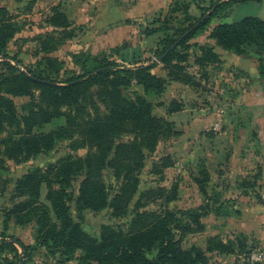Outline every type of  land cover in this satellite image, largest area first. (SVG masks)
<instances>
[{
	"label": "trees",
	"instance_id": "obj_1",
	"mask_svg": "<svg viewBox=\"0 0 264 264\" xmlns=\"http://www.w3.org/2000/svg\"><path fill=\"white\" fill-rule=\"evenodd\" d=\"M33 1L36 0H31ZM230 3V0L220 2L216 8ZM215 11L209 12L195 29L166 54L194 25L181 31L175 39L162 41L165 45L157 58L166 71V77L152 72L155 63L124 66L116 62L114 57L125 47L122 44L102 51L98 56L90 52L86 56L82 55L85 59L81 64V74H72L56 83L48 76H41L39 72L20 70L17 67L19 60L9 57L7 46L19 30L8 10L0 7V169H3L5 160L22 163L38 154L51 151L58 141L69 140L71 150H88L84 157L68 156L55 165L36 169L17 180L13 196L29 197L31 200L17 203L8 210V215L18 218L20 213L27 210V214H22V219L17 221L27 223L35 216L43 243L62 249L66 254L80 250L84 259L96 261L97 264H207L209 253H232L233 243H224L217 237L209 238L204 249L196 245L185 249L182 247V239L187 234L204 228L200 219L208 213L204 209L212 208L208 204L198 210L182 212L188 217V221L182 223L167 210L139 211L143 204L138 201L133 208L126 233L103 226L97 240L89 237L72 219L66 203V187L72 178L79 175L83 179L76 200L78 210L109 208L112 215L121 216L127 214L136 196L139 197L138 200L151 198L152 201L160 198L162 209L175 198L174 191L168 192L163 188L143 192L139 189V174L145 168L148 156L156 151L162 138L178 135L173 121L153 115L154 104L146 96H159L170 81L191 89L201 87V81L206 80L208 75L202 69L219 63V55L212 46L200 45V56L191 64L192 67L198 66L199 71L191 73L187 70L190 66L188 54L180 53L177 49L208 25ZM48 22L63 34L61 39L57 38V48L63 39L72 38V22L58 7L54 9ZM159 31H149L148 34ZM209 38L221 50L236 55L246 56L249 55V50L254 49L259 58L260 75L264 77L263 19L246 16L239 21L221 23L210 31ZM46 43L48 42L43 41L42 44L44 53L55 50L56 45L50 49ZM89 59L91 63H85ZM44 60L51 65L47 71L60 76L63 62L51 58ZM56 62L58 65L54 67ZM130 86L140 87L142 93L135 91L132 97L126 96L125 89ZM10 96H26L30 99L26 115L18 116ZM181 109L182 105L173 100L167 104L166 114L168 116ZM56 119L64 120L56 130L34 132ZM126 137L128 138L123 140ZM171 165L169 158L164 157L160 164H153L151 172L160 174ZM199 165L203 178H196L195 183L206 194L204 184L208 183L210 173L207 167ZM105 170H110L114 180L119 182L114 194L109 193L108 187L101 180ZM261 178L259 169L254 176L244 177L237 187L244 195L248 190H262L261 199L264 201V185L261 186L264 182L260 183ZM42 184L47 188L46 198L57 223L46 220L34 207L39 200ZM4 189L0 176V194ZM218 197L208 196L207 199L216 202ZM214 211L218 213L217 208ZM15 241L25 253L28 246L19 240ZM5 246L17 252L13 244L4 240L0 242V251Z\"/></svg>",
	"mask_w": 264,
	"mask_h": 264
},
{
	"label": "rangeland",
	"instance_id": "obj_2",
	"mask_svg": "<svg viewBox=\"0 0 264 264\" xmlns=\"http://www.w3.org/2000/svg\"><path fill=\"white\" fill-rule=\"evenodd\" d=\"M224 1L229 0H122L119 2L120 10L117 13L123 20L125 14L127 16L139 2L142 3L141 15L135 23L139 25L140 37L137 36L133 44V40L122 42L125 47L119 50L114 60L124 66L155 63L156 66L152 72L158 76L166 77V71L157 58V54L165 45L162 41L175 39L181 31H185L192 25H199L209 12L216 10L209 24L187 40L188 42L184 46L177 49L180 53L188 54L190 66L187 67V70L191 73L199 71L198 66L192 67L191 64L195 62L197 56H200V45L212 46V43L208 41H210L209 33L214 27L221 23L239 21L246 16L264 20V0H230L231 3L227 6L216 8L217 4ZM0 7L8 10L19 30L9 42L7 53L10 58L19 60L17 67L20 70L39 72L41 76H48L56 83L64 81L72 74H81V64L85 59L82 55L86 56L89 50H80L78 47L81 45L80 43H83L82 36L87 32V24L72 23L70 30L73 32L72 38L63 39V42L58 43L57 48V38L61 39L63 34L61 30H57L49 24L48 19L57 7L68 17L65 9L57 3V0H36L33 2L31 0H0ZM133 17L128 16L126 24L131 25ZM109 25L111 24L105 22L99 32L107 33ZM158 29L159 32L148 34L149 31ZM43 41L48 42L46 46L50 49L56 45L55 50L44 53L42 51ZM249 52L247 55L249 58L259 59L254 53V49ZM100 53L94 55H101ZM45 58L63 62L60 76L47 71L51 65L47 64ZM262 61L264 63V59ZM11 63L14 64L12 61ZM85 63L90 64L91 60L89 59ZM219 64L221 62L207 65L202 70L208 73L207 68ZM57 65L56 62L54 67ZM207 78L212 79L211 76ZM208 79L201 82L206 83ZM183 86L185 85L170 81L167 83L165 91L159 96L147 95V99L154 104L153 115L166 117L167 104L175 100L182 105L181 111L191 109L202 117L197 119L180 117L178 126L175 125L178 135L162 138L156 151L148 156L146 166L139 174L141 192L163 188L168 192L174 191L175 198L162 209V205L160 207L162 199L156 198L151 201V198H144L138 200L139 197L136 196L129 206L127 214L121 216L112 215L109 208L78 210L76 200L79 185L83 179V176L79 175L72 178L66 187L68 198L66 203L69 207V214L89 237L98 240L103 226H109V228L126 233L133 208L138 201L143 204L139 211L167 210L182 223L188 221V217L181 214L182 212L198 210L208 204L212 208L204 209L208 213L200 219L204 228L187 234L182 239V247L185 249L196 245L204 249L209 238L217 237L224 243L232 242L233 252L209 253L207 254V264H264V201L261 199L263 191L248 190L244 195L237 187L244 177L254 176L259 169L262 173L260 183L264 182L263 169L258 166L252 156L246 162L247 167L244 170L240 172L236 167V162L238 163L242 154L257 151L255 148L256 128L251 127L253 119L247 118L244 112L242 114L244 117L240 119H232L219 114L213 118L205 119L208 115H213V105L215 104L211 105V101L202 98L201 93L203 92L200 87L190 88V91H187ZM135 91L142 93L141 88L136 86L127 87L124 93L128 97H132V93ZM9 98L15 104L18 116L27 114L30 102L28 97L10 96ZM226 107L230 109L229 105ZM218 109L220 108L217 106ZM167 119L170 120L168 117ZM63 123V119H56L34 132L54 131ZM127 138H123V140ZM87 151V148L71 150L70 141L64 140L58 141L51 151L38 154L25 162L5 160L3 169H0L1 180L5 186L4 192L0 194V242L4 240L13 244L17 252L5 246L0 251V264H97L96 261L84 259L80 250L73 254H66L62 249L43 243L37 230L35 216L27 223L17 221L22 219L20 217L22 214H27V210L20 213L18 218L8 215V210L17 203L31 200L29 197L13 196L17 180L36 169H45L50 165H55L68 156L84 157ZM257 152L259 153V151ZM164 157H168L172 165L163 169L160 174L152 173L153 164H160V160ZM199 164L211 167L210 171L208 170L209 181L204 184L206 194H203L195 183L196 178H203ZM111 174L110 170H105L101 180L108 187L109 193L114 194L118 189L119 182L115 181ZM46 195L47 188L42 184L39 200L34 204V207L37 208L38 214H42L46 220L50 219L56 222ZM216 195L219 196L216 202L207 199L208 196L215 197ZM215 208L218 209V213L214 211ZM175 232L177 233V231ZM15 240L28 246L25 253Z\"/></svg>",
	"mask_w": 264,
	"mask_h": 264
},
{
	"label": "crops",
	"instance_id": "obj_3",
	"mask_svg": "<svg viewBox=\"0 0 264 264\" xmlns=\"http://www.w3.org/2000/svg\"><path fill=\"white\" fill-rule=\"evenodd\" d=\"M121 1L86 0L80 2L78 0H57V3L61 4L65 9L68 19L72 23L87 24V32L82 36L83 43H80L81 45L78 48L80 50H89L94 55L120 46L123 44L122 42L127 40H133V44L137 36L140 37L139 25L135 23H137L136 21L139 20V15H141L142 3L139 2L127 16L125 14L123 20L117 13L120 10L119 2ZM128 16H134L131 25L126 24ZM105 22L111 24L109 25V30L107 33H100L99 30ZM208 42L215 47L214 51L219 55L221 64L207 68V77H212V79H207L209 82L212 81L211 83L208 81L206 83L201 82L202 98L206 99V101H211V105L215 104L213 105V115H208L205 119L213 118L216 114L232 119H240L244 117L242 115L243 112L246 113L247 118H252L253 124L251 127L256 128L255 131L257 133L255 148L259 153L256 151L255 153L242 154L238 163L236 162V167L240 172L244 170L247 167L246 162L252 156L258 166L263 169L264 175V77L260 75L259 62L249 58L247 55L237 56L231 52H225L216 46L213 39ZM183 87L190 91L189 87ZM227 105H229L231 110L227 109ZM217 106L220 109L217 110ZM195 113L191 109H184L181 112L165 116L178 126L180 117L185 116L186 119L187 117L195 119L202 117L199 113ZM206 167L208 170L211 169L209 165Z\"/></svg>",
	"mask_w": 264,
	"mask_h": 264
},
{
	"label": "water",
	"instance_id": "obj_4",
	"mask_svg": "<svg viewBox=\"0 0 264 264\" xmlns=\"http://www.w3.org/2000/svg\"><path fill=\"white\" fill-rule=\"evenodd\" d=\"M198 26V24L197 25H195L194 27H192L191 29H189L187 32H185V35H183L181 38H179L166 52H165V54L166 53H168L169 51H171V50H173L177 45H178V43H179V41L182 39V38H185V36L188 34V33H190L193 29H195L196 27ZM164 54V55H165ZM163 55V56H164ZM163 56H161V57H163Z\"/></svg>",
	"mask_w": 264,
	"mask_h": 264
},
{
	"label": "built area",
	"instance_id": "obj_5",
	"mask_svg": "<svg viewBox=\"0 0 264 264\" xmlns=\"http://www.w3.org/2000/svg\"><path fill=\"white\" fill-rule=\"evenodd\" d=\"M218 126V124H216Z\"/></svg>",
	"mask_w": 264,
	"mask_h": 264
}]
</instances>
